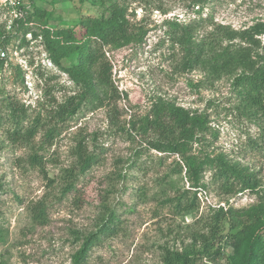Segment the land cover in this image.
Instances as JSON below:
<instances>
[{"label": "rangeland", "instance_id": "rangeland-1", "mask_svg": "<svg viewBox=\"0 0 264 264\" xmlns=\"http://www.w3.org/2000/svg\"><path fill=\"white\" fill-rule=\"evenodd\" d=\"M24 1L29 9L34 6L51 15L27 24L28 31L39 32L32 41L22 37V31L11 39L0 67V101L10 95L24 105L22 128L35 118L39 122L32 141H14L7 133L14 125L7 110L0 108V264H73L72 256L85 236L98 232L111 210L116 217L113 231L98 233L84 264H161L162 248L190 250L193 236L207 232L219 206L247 208L259 200L264 192L260 119L242 107L233 76L208 81L201 70L183 67V51L172 42L166 21L211 17L215 23L249 29L264 22V0H126V16L135 31L143 32L142 40L117 49L105 47L111 99L83 103L64 121L50 114L79 87L49 57L39 27L71 28L79 17L96 16L103 9L90 1ZM5 15L0 8V23ZM255 37L264 43V33ZM75 62L74 55L61 60L65 68ZM159 98L206 112L211 128L203 144L193 145L194 152L222 154L254 172L260 185L253 191L226 193L207 167L204 186L191 188L185 171L176 173L178 155L153 148L148 143L150 132L139 130ZM48 128L56 129L52 139L44 137ZM80 139L96 159L78 176L77 192L63 193V169L74 165V147ZM33 152L40 157L41 168L29 163ZM185 189H190L188 197L195 192L197 198L188 214L174 209V201H166ZM38 201L47 206L44 224L32 220L31 206ZM224 249L232 251L229 245ZM217 264H227L226 259Z\"/></svg>", "mask_w": 264, "mask_h": 264}, {"label": "trees", "instance_id": "trees-1", "mask_svg": "<svg viewBox=\"0 0 264 264\" xmlns=\"http://www.w3.org/2000/svg\"><path fill=\"white\" fill-rule=\"evenodd\" d=\"M90 1L101 6L103 13L96 16L79 17L71 28L50 29L39 27L45 50L51 60L66 70L79 90L58 103L51 112V117L64 121L73 116L84 103L94 104L102 99H111L109 90L111 82V66L106 57L105 47L121 48L130 43H138L143 32H137L126 16V0H80ZM201 0L198 1V3ZM194 2V4L198 5ZM31 6V5H30ZM108 12V15L105 14ZM199 12V11H198ZM51 12L32 6L23 19L7 31L0 24V45L6 46L19 32L22 37L28 31L27 24L33 19L50 16ZM205 21V25L202 22ZM172 42L178 44L183 51L184 68L199 69L204 72L208 81H215L225 75L233 76L232 86L247 112L260 119L264 132V43L255 37L264 33V22H257L249 29H234L230 25L215 23L210 18H200L187 23L166 21ZM209 27V28H208ZM30 29V28H29ZM202 29V32L197 33ZM33 37L39 32L31 31ZM22 43H27L22 38ZM262 52H259L258 49ZM74 55L76 62L63 67L61 60ZM4 59L0 58V67ZM7 110L13 128L7 130L10 139L30 142L39 129L38 119L22 128L26 108L10 95L0 101V108ZM1 117V116H0ZM209 116L204 111L184 108L173 102L159 98L153 102L150 112L139 124V130L150 132L149 144L161 152L178 155L176 173L185 171L190 187L204 186L203 173L207 167L213 171V179L219 180L218 187L226 193H236L246 188L255 190L260 180L254 172L238 163L229 161L222 154L211 157L209 154L195 153L194 144H203L205 133L211 128ZM55 128H48L44 137L52 139ZM74 165L63 169L66 179L62 192H77L76 181L79 175L93 164L94 152L89 151L85 142L78 140L74 147ZM31 165L41 168V159L37 152L29 155ZM185 189L167 202L174 201V209L181 213H191L196 207V193L188 197ZM46 205L42 201L31 206L32 220L38 224L46 222ZM235 219V220H234ZM116 217L111 210L98 232H90L85 236L80 248L73 254V264H84L89 248L98 239L99 232L113 231ZM228 225L227 230H224ZM207 232H198L192 238L190 250L177 251L163 247L161 264H217L225 258L227 264H264V192L259 200L247 208H224L219 206L210 217ZM200 243L198 248L197 243ZM231 246L227 253L224 247Z\"/></svg>", "mask_w": 264, "mask_h": 264}, {"label": "built area", "instance_id": "built-area-1", "mask_svg": "<svg viewBox=\"0 0 264 264\" xmlns=\"http://www.w3.org/2000/svg\"><path fill=\"white\" fill-rule=\"evenodd\" d=\"M0 8H2L4 13H6L3 22L0 24H3V27L9 31L14 25H16L17 20L24 18L27 10L30 8V4H27L24 0H0ZM25 35L28 37V41L33 40L31 32H27ZM7 48L8 45H0V58L4 59Z\"/></svg>", "mask_w": 264, "mask_h": 264}]
</instances>
